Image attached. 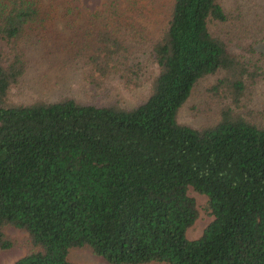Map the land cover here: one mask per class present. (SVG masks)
Here are the masks:
<instances>
[{"label":"trees","instance_id":"obj_1","mask_svg":"<svg viewBox=\"0 0 264 264\" xmlns=\"http://www.w3.org/2000/svg\"><path fill=\"white\" fill-rule=\"evenodd\" d=\"M57 4L72 32L64 50L82 59L89 88L149 80L135 104L11 99ZM121 10L119 0L94 11L81 0H0V250L13 245L10 225L27 233V251L9 264H82L68 257L82 246L114 264H264V125L243 110L264 73L211 29L230 18L220 0H173L162 34L139 52ZM210 76L206 96L225 100L215 118L179 121ZM190 188L212 216L195 238Z\"/></svg>","mask_w":264,"mask_h":264},{"label":"rangeland","instance_id":"obj_2","mask_svg":"<svg viewBox=\"0 0 264 264\" xmlns=\"http://www.w3.org/2000/svg\"><path fill=\"white\" fill-rule=\"evenodd\" d=\"M119 1L124 15L122 30L124 38L136 52L147 50L165 29L173 0ZM220 2L230 18L226 22L212 24L211 29L227 41L233 52L250 60L254 66L258 65L264 73V0H220ZM52 3L56 5V1ZM81 3L87 10L94 11L101 8L103 0H81ZM56 7L57 14L52 12L54 17L46 24L45 41L36 43L30 49L29 67L20 84L12 88L10 94L12 100L30 101L37 98L55 100L61 95H72L86 101L96 96L102 101L117 100L122 106H132L148 92L149 80L136 87H127L118 76L106 79L104 91L90 89L84 78L82 59L81 62L74 61L64 50L72 32L67 28L66 19L62 17L63 4H57ZM81 23L85 28L87 27L85 20ZM82 29L77 25L76 32L80 34ZM75 41L78 42L77 39ZM141 56L146 58L143 53ZM146 64L150 74H153L156 71L155 65L149 62ZM215 78L216 76H210L195 85L178 111L179 121L199 126L215 118L220 105L225 102V100L208 98L205 94V86ZM246 101L248 108L243 110L248 113L253 110L250 116L264 125V75L251 85ZM189 193L196 198L200 209L199 217L187 230V236L195 238L202 233L212 216L204 209L206 195L192 188ZM5 232L13 239V245L8 249L0 250V264H9L27 251L25 231L9 225L5 227ZM68 257L82 264H114L95 254L87 246L70 247ZM139 264L165 263L152 261Z\"/></svg>","mask_w":264,"mask_h":264}]
</instances>
